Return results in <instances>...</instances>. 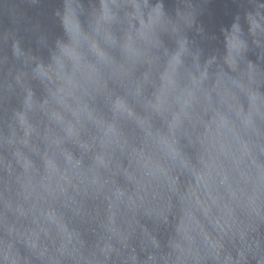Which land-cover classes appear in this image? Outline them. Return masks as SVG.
Returning a JSON list of instances; mask_svg holds the SVG:
<instances>
[{"label": "water", "instance_id": "water-1", "mask_svg": "<svg viewBox=\"0 0 264 264\" xmlns=\"http://www.w3.org/2000/svg\"><path fill=\"white\" fill-rule=\"evenodd\" d=\"M0 264H264V0H0Z\"/></svg>", "mask_w": 264, "mask_h": 264}]
</instances>
